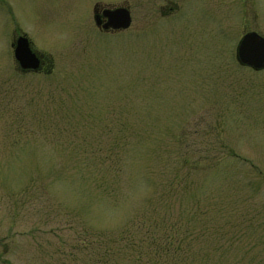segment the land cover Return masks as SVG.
<instances>
[{"label": "rangeland", "instance_id": "rangeland-1", "mask_svg": "<svg viewBox=\"0 0 264 264\" xmlns=\"http://www.w3.org/2000/svg\"><path fill=\"white\" fill-rule=\"evenodd\" d=\"M253 31L264 0H0V264H264Z\"/></svg>", "mask_w": 264, "mask_h": 264}, {"label": "water", "instance_id": "water-1", "mask_svg": "<svg viewBox=\"0 0 264 264\" xmlns=\"http://www.w3.org/2000/svg\"><path fill=\"white\" fill-rule=\"evenodd\" d=\"M103 16L108 20L104 29L126 30L132 23L130 10L125 7L105 9ZM14 56L24 69H37L39 67V59L33 53L26 36L18 38ZM237 59L243 66L255 70L264 69V36L254 31L246 33L237 47Z\"/></svg>", "mask_w": 264, "mask_h": 264}, {"label": "flooded vegetation", "instance_id": "flooded-vegetation-1", "mask_svg": "<svg viewBox=\"0 0 264 264\" xmlns=\"http://www.w3.org/2000/svg\"><path fill=\"white\" fill-rule=\"evenodd\" d=\"M105 9H114V8L113 7L104 8L100 13L95 15V22H96L97 26L100 27L101 30L106 31V32H118V31H121V30H115V29H112V28L104 29V25L108 21L107 18L103 16V11ZM21 36H26V35L25 34H19L15 38L14 42L12 43L13 51L15 50L16 42H17L18 38L21 37ZM29 42H30V47H31L33 53L39 59V67L37 69H32V68L24 69V68H22L21 64L18 61H16L17 69L23 74H39V73H44V74H47V75L52 74L53 73V67H52V64H51L50 60L47 57L42 56L35 49V46H34L33 42L30 39H29Z\"/></svg>", "mask_w": 264, "mask_h": 264}]
</instances>
